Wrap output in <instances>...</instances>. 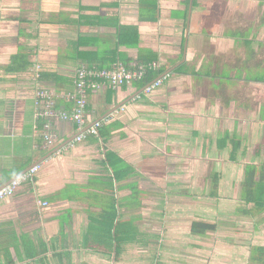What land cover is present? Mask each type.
Masks as SVG:
<instances>
[{
    "label": "crops",
    "instance_id": "1",
    "mask_svg": "<svg viewBox=\"0 0 264 264\" xmlns=\"http://www.w3.org/2000/svg\"><path fill=\"white\" fill-rule=\"evenodd\" d=\"M248 49H264V0H0V182L57 150L0 200V264H138L139 239L159 240L166 257L183 242L200 249L196 240L218 232L217 203L231 201L221 184L235 188L241 139L262 123L251 118L244 92L264 87L235 82L231 71L229 84L215 88L218 80L201 71L218 67L223 53L241 56L234 65L248 64ZM122 61L163 69L160 85L147 93L135 83L89 93L84 128L52 119L56 138L47 148L35 90L51 95L53 109L70 112L79 66ZM183 64L184 72H174ZM98 120L97 136L72 142ZM223 153L230 165L219 169ZM109 220L121 239L113 261L92 242ZM197 221L216 230L195 235Z\"/></svg>",
    "mask_w": 264,
    "mask_h": 264
},
{
    "label": "rangeland",
    "instance_id": "2",
    "mask_svg": "<svg viewBox=\"0 0 264 264\" xmlns=\"http://www.w3.org/2000/svg\"><path fill=\"white\" fill-rule=\"evenodd\" d=\"M234 50L236 52V49ZM239 50L241 51L242 49ZM251 50L255 52L254 59H264V49ZM229 56V54L226 56L223 53V55L221 54V56L218 57L220 59H215L218 67H221L223 63L234 65L235 59H242L239 55L235 56V58H233V54L231 57ZM243 56H247L248 58V53L244 55L243 51ZM249 88L252 87L246 88L242 101L243 99L246 100L243 103L248 105L251 118H260L262 123H258V125L255 126V131L252 135L249 136L245 134V138L243 140L241 139L245 150L244 158H242L244 159V163H239L240 165H238V167L234 166L237 174L233 175L235 188L232 193H230L229 188L224 186L225 184L222 181L221 196L224 198L225 196L231 195V201L221 200L217 203L218 216L217 219L216 217L214 219L218 225L217 234L214 233L215 235H209L207 238L196 240V243H200V249L198 250L191 249L190 246L188 247L186 243L189 242H183L184 245L178 250V253L175 256L170 255L169 257L163 254L159 240H153L151 242L139 239L138 264H155L156 261H158L157 264H173L171 262L175 264H253L249 261L250 249L254 246L264 247V221L262 220L264 213L251 217L246 212L251 206L244 205L238 201L239 189H237V182L240 179L239 176L242 174L244 164L250 163L258 167L262 165L264 167V105L262 107L263 116L260 115L261 110L258 111V105L264 104V87L254 86L252 90ZM238 97L241 98L242 96L239 94ZM253 101L257 102V104L254 105ZM234 115L238 117L237 113ZM227 145L228 149L231 150L229 144ZM221 155L220 162L222 163H219V169H224L230 164L227 162V153ZM221 178L224 181H228L229 179V177L224 174ZM204 185H206L205 195L207 196L209 190L213 186L211 187L209 179ZM203 198H205L204 195ZM203 200L205 201L206 199ZM208 203V206L203 208V212L210 214V208L213 206L211 201ZM226 212L228 213L227 215L225 214ZM230 212L231 214H229ZM191 242L194 241L191 240ZM145 244L150 246L144 248L143 246H145Z\"/></svg>",
    "mask_w": 264,
    "mask_h": 264
},
{
    "label": "built area",
    "instance_id": "3",
    "mask_svg": "<svg viewBox=\"0 0 264 264\" xmlns=\"http://www.w3.org/2000/svg\"><path fill=\"white\" fill-rule=\"evenodd\" d=\"M148 67L155 68V66ZM144 73L145 67L143 65L128 68L121 62H116L109 68L79 66L73 82V90L68 95L72 101V109L70 112L53 109L54 104L51 95L47 91L37 88L34 94V105L36 107H42L38 116H41L46 121L42 124L41 132V138L45 146L47 148L52 147L56 138L51 130L52 119L71 123L81 130L86 123L87 96L89 93L99 92L103 89L116 91L122 86L131 85L133 82L140 80ZM37 79L38 77L34 76V80L36 81ZM160 82V80L152 82L146 86L144 92H150L153 88L159 86ZM100 126V121L94 122L74 137L72 142H80L88 135L97 136ZM37 167L30 168L27 172L7 184L0 182V200L12 197L20 185L30 181Z\"/></svg>",
    "mask_w": 264,
    "mask_h": 264
},
{
    "label": "trees",
    "instance_id": "4",
    "mask_svg": "<svg viewBox=\"0 0 264 264\" xmlns=\"http://www.w3.org/2000/svg\"><path fill=\"white\" fill-rule=\"evenodd\" d=\"M248 64L253 62V66H248L247 63L244 65L239 61L235 65H228L224 63L222 68L216 67L215 69L210 70L207 67L201 71L207 77L211 76L212 80L217 79L218 85L215 88H221L222 84H229L230 78L228 77L229 72H234L235 78L234 81L244 80L245 82H257L264 83V61H260L255 58V52L251 49H248ZM125 67L131 68V65L125 61L121 62ZM143 65L145 67V73L143 77L133 83L136 84L137 88H144L145 86L152 83L157 79L162 73L163 69L161 68H149L148 64H136L135 66ZM223 65V64H222ZM187 65L183 64L175 69L174 72H184ZM245 72L247 75L242 79L241 74ZM197 73V72H196ZM199 73V72H198ZM132 83V84H133ZM123 87V86H122ZM121 88V87H120ZM111 92V91H110ZM263 107V106H262ZM262 107L261 113L262 115ZM264 113V112H263ZM42 126V124H41ZM100 129V127H99ZM98 129V132H99ZM233 149H236L238 143L233 142ZM240 200L244 205H250L251 207L246 211L251 217L261 215L264 213V167L257 166L254 164L245 165V175L242 182ZM264 221V216L262 217ZM110 220L106 224L101 225L100 236L92 239L93 244L97 245L103 253H106L110 256L111 260H116L119 256V247L121 239L118 237L117 229L114 225L110 228ZM216 226L214 224H209L205 222H192L190 231L191 233L199 236H205L207 232H214ZM112 231V232H111ZM114 232V233H113ZM104 233V234H103ZM264 247L254 246L250 249L249 261L253 264H264ZM157 259V257H156ZM112 260V261H113ZM156 261L155 264H157Z\"/></svg>",
    "mask_w": 264,
    "mask_h": 264
},
{
    "label": "water",
    "instance_id": "5",
    "mask_svg": "<svg viewBox=\"0 0 264 264\" xmlns=\"http://www.w3.org/2000/svg\"><path fill=\"white\" fill-rule=\"evenodd\" d=\"M189 9H190V6H189ZM178 65H176V67H177ZM173 69H174V67L172 68V69H170L169 71H168V73H164V75L163 76H165V75H168L170 72H172L173 71ZM161 78L160 77H158L157 79H155L154 81H156V80H160ZM153 81V82H154ZM151 84V83H150ZM149 84V85H150ZM148 86V85H147ZM146 88V86L143 88V89H141V91H143L144 89ZM118 107H120V106H118ZM114 111V110H113ZM111 113V112H110ZM109 113V114H110ZM107 116V115H106ZM106 116H104V117H106ZM102 120V119H101ZM98 121H100V120H98ZM79 133H77L76 135H75V137L78 135ZM71 141V140H70ZM69 141V142H70ZM68 144V143H67ZM57 150H55V151H53L52 153H50L49 155H47V156H45L41 161H43L44 159H46L47 157H49L50 155H52L53 153H55ZM41 161H39V162H36V163H33L30 167H28V169H26L23 173H21V174H19L18 176H16V177H14L13 179H16V178H18L20 175H22V174H24L25 172H27L31 167H33V166H35V165H37V164H39ZM12 179V180H13ZM10 182V181H9Z\"/></svg>",
    "mask_w": 264,
    "mask_h": 264
},
{
    "label": "bare ground",
    "instance_id": "6",
    "mask_svg": "<svg viewBox=\"0 0 264 264\" xmlns=\"http://www.w3.org/2000/svg\"><path fill=\"white\" fill-rule=\"evenodd\" d=\"M38 165V164H37ZM37 165H35V166H37ZM35 166H33V167H35ZM33 167H31V168H33ZM9 183V182H8Z\"/></svg>",
    "mask_w": 264,
    "mask_h": 264
}]
</instances>
